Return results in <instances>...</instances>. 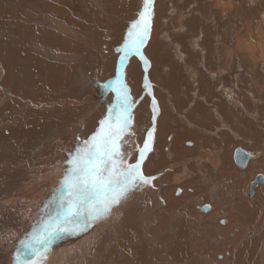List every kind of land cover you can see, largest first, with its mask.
I'll return each mask as SVG.
<instances>
[{
	"label": "bare ground",
	"instance_id": "1",
	"mask_svg": "<svg viewBox=\"0 0 264 264\" xmlns=\"http://www.w3.org/2000/svg\"><path fill=\"white\" fill-rule=\"evenodd\" d=\"M20 1L22 2L23 0ZM31 1L32 0H28L27 3ZM34 1L37 4H43L41 12H39L40 10L36 12L30 5L32 3H30L29 5L31 6V9H28L29 12L24 18L22 17V20L17 15L10 16L15 20L14 24H16V29H14L16 30L14 31L15 37L16 39L21 36L24 37V49L27 48L28 44L35 45L38 49L42 50L43 53L52 52L57 56L61 55L70 59V61L66 62L65 65H59L58 62H55L53 64L46 63V66L44 67V73L48 76L47 79L49 80L48 84L51 87L50 89L58 90V88L64 87V91H68L71 86L70 79L73 76L74 70H79V65L83 68L87 66L88 55L86 50L88 49L87 47L91 46L90 44L93 37L101 34H103V36L109 35L106 32L101 31L106 23L105 21L109 19L113 21L110 27L113 28L120 37L122 33L127 35L128 31L131 29V25L133 24L124 23L123 20L127 19L129 16L136 17V14L138 15L137 12H140L137 9L138 5L136 8L128 6V3L131 0H129L128 3H124V0ZM156 3L158 4V7L155 9L156 12L153 20L154 24L152 36L147 45L146 53L152 60V66L148 75L152 82L158 84L155 99L156 101L158 100L157 104L161 114L157 120L155 146L157 152L155 155L150 156L147 164L143 167L146 174L144 176L152 179L151 182L145 184V186L140 184L139 189H143L138 191V193L129 201L127 206H121V214L123 217L121 229L120 231L119 229L117 230V235L112 234L108 237L107 244L103 245V250L100 252L99 259L95 264H238L240 257H237V253H240V251L248 245L247 242L243 241V236L246 234L244 229H248L249 227L248 224L243 226L244 223L242 224V221L240 222L239 218L242 219L240 217L241 215L235 216V214L232 215V212L237 211V207H240L239 209H241V206L253 209V219H250L248 222L250 223L253 221V227L260 221L261 218L262 220L264 219V185L252 190L255 194L254 198L250 200L245 198V201L242 203L239 201L243 198H241L238 190L239 181L240 179H249L250 181V177L254 179L256 174H261L264 180V161L258 160L252 163L253 156H251L252 154H250V152H247L250 150L247 142L245 145L240 144L241 142L244 143V140L239 143H235L236 145L239 144L242 146L236 149H241L250 155L249 161L245 166L246 168L248 167L247 170L244 169L245 171L240 174L237 171L239 169L234 164L233 159L231 162V154L235 149L233 152L231 149L227 150L223 154L220 153L222 149H217L218 147H215V151L206 150H211L209 149L211 145L204 140V133L206 129L210 128L211 130V127L206 126L208 128L205 127V129L204 126L206 124H198L193 119L194 113L197 112L198 108L193 94V81L201 80L203 83V80H207V77L203 75L204 73L198 71V68L201 66H199V64V67H197V61L194 59L195 56L193 57L190 53V50L192 49H188V43H191V46L195 47L197 43H199L198 45L200 46V43L202 42V46L206 51H214L216 53L220 52L222 64L227 72L222 76L226 75V81L229 80L230 77H234V75L236 76L238 74H236V72H239L242 60L247 61L250 66L247 69L250 71L253 70L252 72L254 74L261 66H264V0H169L167 3L165 2L166 4H164L162 0H157ZM14 5L16 9V6H19L20 2L16 1ZM19 13L20 12L17 11V14ZM197 19L201 23L205 22V24L201 29H197V34L195 33L194 37H191L194 34H192L194 27L192 25L197 21ZM160 20H163L165 23L171 24V26L173 25L176 29H178V33L176 32L177 30L174 31L178 34V37H176L175 40L168 38L171 31L169 28H165L164 25L161 24ZM20 21L22 23H20ZM48 23L51 25V29L48 28L50 30L46 28V24ZM224 25L226 26L225 29H223ZM254 27H256V31L254 30ZM165 44H167L166 47L172 44H178L179 49L177 47L178 50L173 53L164 52L161 54V57H159L157 55V49L161 48ZM192 53L194 54V52ZM26 54L32 60V67L36 71H39L40 62L39 59L35 57L36 55L34 56L30 53ZM211 54L212 56L214 55L212 52ZM85 55H87V57ZM166 55L174 58L176 62L178 60L179 73L184 82L182 88L180 89L172 86L169 82L171 80V75L167 76V70L171 68L170 66L173 63L165 57ZM200 56H197L198 59ZM241 56L243 57L242 59ZM21 57L23 59L25 58L23 55ZM243 63L245 64V62ZM218 66L217 68H219ZM140 70V66L136 62H133L128 70L129 83L135 88H140L142 78ZM28 71H30V69ZM28 71L26 73H28ZM1 75L2 73L0 71V77ZM257 79L253 78V92H251V95L253 96V104L256 108H258L257 105L260 100L258 94L263 91L262 89L257 88V84L259 82ZM232 80L236 82L239 78H237V80ZM161 90H163V94L160 93ZM69 94L70 93L65 94V97L69 96ZM219 94L221 97L225 94L237 103L238 98L236 97L237 99H235L233 93L228 88H225V90L222 91L219 90ZM65 97L61 100L56 99V101L48 102V108L54 107V103H56L59 111L61 109L59 107L60 105L65 113H67L69 108L68 103L65 102ZM197 98L198 97H196V99ZM40 99L43 100L42 97ZM37 101H30L29 106L36 104V106L42 107L43 105L40 104L42 102L39 103ZM243 102H245V100ZM155 104L156 102L153 101L151 104L152 108H155ZM142 107L144 112L140 117V121H142V119H147L149 116L147 109L148 100L142 102L141 108ZM241 107L243 108V106ZM44 108H46V106ZM199 111L201 112L202 117L205 118L206 114L201 110ZM226 115H228V113ZM259 115L261 116V114ZM49 116L51 117V115ZM23 120H25L24 117L20 119L19 117H14L12 119L9 118V120H0V139L5 145L9 146V148H12L10 139L14 141L15 147L21 145V143L25 141L24 138L19 139L16 136L18 138V142H16L17 140L15 141L13 138V136L17 135L21 128L23 129ZM34 124L35 123H33V125ZM225 124L222 125L225 126ZM7 133H9L8 137L10 139L4 136V134ZM66 133L68 132L66 131ZM81 134L82 133H80L79 136ZM73 150L74 144L69 146L67 145L66 148H56V153L53 156L50 155V158H58L60 160L63 155H71ZM197 151L200 153L198 152L199 154H196L197 156L193 161L191 157ZM15 154L16 152H14L12 148L9 154L3 156L5 157L9 155V157H13ZM0 157H2V155ZM189 159L194 163L190 164ZM223 162L225 165L222 164ZM1 164L4 165L3 163ZM2 168L3 166L0 167V169ZM206 168L212 173L220 175L222 179H225V182H227V185L225 184L226 187L224 186L225 190L221 193L226 197L224 200V206H213L210 204L211 195L206 189V181L204 183L205 185H202L204 186V189H197V191L196 187L193 185V181L190 179V176L194 171L196 172L194 173L197 174V180L207 177ZM213 169L215 171H213ZM13 172H15V170ZM54 177L57 178L58 175L57 177L56 175ZM59 178L61 179V176ZM6 181L8 182V180ZM49 181L50 180H48V184H46L51 186V183L54 181ZM6 183L4 182L3 184ZM26 184L28 185V183ZM61 186L63 187V183L62 185L61 183L56 185V187ZM3 188L4 187L0 181V198L3 195ZM244 189H247L246 183H244ZM62 190L58 188L52 189V191L48 192V194H43L44 196L42 197V201L48 206V209L46 210L29 207L31 202L28 201V199L32 196H37L29 193V190H26L19 195L14 194L10 198L8 195L3 196L0 199V220L2 218V224H4V220H7L9 221V224L11 222L15 226L18 216H20V211H22L23 217L26 219H31L35 216H38V218L41 219L40 222L38 221L32 225L34 230H43L46 226L54 227L61 219L58 218L55 220L53 215L63 208L66 209L67 202L70 199V196H66L68 199H65V197L62 196V199L58 200V196L60 195L58 193L62 192ZM136 192L137 190L134 191V194ZM202 193H205L208 200L203 196V201L197 206L193 201L194 195L201 196ZM21 194H24L22 197L25 198L26 201L20 200L18 203L15 199L20 197ZM12 209L15 211L11 215L10 212ZM194 209L197 210L198 216L195 215L197 217H194ZM205 209L210 212L208 214L200 213H204ZM37 211L40 213L38 214ZM33 212H35V214H33ZM105 218H107V214L98 220H103ZM98 220L96 222H99ZM221 220L226 224L225 228L220 227ZM109 224L113 226L116 225L115 220L112 217H110ZM118 226L119 225H117V227ZM197 230H199L198 235L196 234ZM70 232L72 235L71 239L65 244H62V237H60L59 246L53 249L54 255L45 257V260H47L43 264H65L72 261L75 262V264H80L82 260L81 251H85V247L87 245L86 237L90 234L86 231L82 232V245H74L72 247L73 251L69 254H65L64 251L68 245L74 241V238H78L77 232ZM10 234L12 235L13 233ZM10 237L5 236L2 238V241H0V263L2 264H12L16 261L15 257L17 256V253H21V249L16 248L20 241V236H17L12 244L9 243L11 251H6L7 241ZM209 242L218 246L210 247ZM242 243H246V245H243V248H239V244ZM37 247H41L40 244L37 245ZM42 249L44 250V247H42ZM261 249L262 250L257 256L258 264H264V240L261 243ZM31 254H33L31 250L29 252L25 251V255L22 259ZM218 255L221 256L220 260L216 259Z\"/></svg>",
	"mask_w": 264,
	"mask_h": 264
},
{
	"label": "rangeland",
	"instance_id": "2",
	"mask_svg": "<svg viewBox=\"0 0 264 264\" xmlns=\"http://www.w3.org/2000/svg\"><path fill=\"white\" fill-rule=\"evenodd\" d=\"M16 1L20 2V5L16 6L17 10L15 9V5H14ZM27 1L28 0H23L22 2L20 0H5V1L0 0V60L2 61V62L0 61V71L2 73L0 77V104H1L0 105V120H6V119L9 120V118L12 119L14 117H19V119L24 117L25 119L23 120L24 122L23 129L21 128L19 132L17 133V135L13 136L15 141L17 140L16 142H18V138L19 139L24 138L25 141H23L21 145L15 147L14 141L8 137L9 133L4 134V136H6L7 138L11 140V147L13 148L14 152H16V154L13 157L10 156L11 157L10 158L9 155L5 157L3 156L6 154H9L12 148H9V146L5 145L3 141L0 139L1 140L0 141V156L2 155V157H0V167L3 166L2 169L4 170L3 171L2 169H0V178H1L0 181L4 187L3 192H2L3 195L1 196V198L5 195H8L10 198L14 194L19 195L20 193H23L24 191L29 190L30 191L29 193L33 195H37L35 197L32 196L31 198L28 199V201L31 202V205L29 207L34 208V209L39 208L43 210L48 209V206L45 202L42 201V197L46 193L48 194V192H51L52 189L58 188L62 190L63 188L62 192L58 193L60 195L59 196L57 195L58 200L62 199V196L65 197V199H68V197L66 198V196H69V190L64 185L63 179L64 177H67L69 172L71 171V167H72L71 161L74 155L76 154L78 150L84 147L86 141H90L94 135L100 132L102 121H107L109 119V116L115 117L117 113V109L115 107V105L117 104V94L114 91V88L118 87V85L116 84L117 80L122 81L123 86L128 89L129 105H130V110H129L130 121L128 123L125 133L123 134L122 138L117 141V144L119 145L120 152L123 154L124 166L126 167L128 164L135 163L139 159L140 152L144 150L145 143L149 142L148 141L149 133L152 134V139L149 142L150 150L145 153V159L143 160L142 165H141L142 174L146 175L143 167H145V165L147 164L150 156L155 155L157 152V149L155 148L156 135H157V120L161 114L159 106L157 104L158 100L156 101L155 99L156 98L155 94H156L158 84L155 82H152L148 75L150 72L151 66H152V60L149 57V55L146 53L147 45L150 42V39L152 36L153 24H154L153 20H154V16L156 12L155 9H157L158 7L157 6L158 4L156 3L157 0H152L151 21H150L151 26H150L149 36L144 42V44L142 45L140 52L133 53L130 56H128L126 59L121 61V56L123 55V53L120 51V49L123 47L124 42L127 39V35L126 34L124 35V33H122L121 36L119 37L118 34L114 31V29L110 27L113 21L110 19L105 21L106 23L104 24L103 29H101V31L106 32L109 35L103 36V34H101V35H95L93 37L91 44H90L91 46L87 47L88 49L86 50L88 57L87 55H85L88 58V64L85 68L79 65L80 69L74 70L73 76L70 79L71 86L69 87L68 91H64V87L63 88L61 87L62 89L58 88V90L50 89L51 87L48 84L49 80L47 79L48 76L46 75V73H44V67L46 66V63L53 64L55 62H58L59 65H65L66 62L70 61V59L67 57H63L61 55L57 56L56 54L52 52L43 53V51L38 49L35 45L28 44L25 50L24 49L25 39H23L24 37L23 36L18 37V35H17L18 37L17 39L15 37L14 31L16 30L14 29H16V24H14L15 20L11 18L10 16L17 15L22 20L26 16V14L29 12L28 9L29 10L31 9V6L34 8L36 12H38L39 10H40L39 12H41L43 9V4H37L35 3L34 0H32L29 3H27ZM128 1L129 0H124V3H128ZM168 1L169 0H162L164 4H166ZM137 5H138V8H137L138 11L140 12L143 11L144 0H131L128 3V6H130L131 8L133 7L136 8ZM17 11L20 12L21 14L20 13L17 14ZM140 12H137L138 15ZM138 15L136 14V17L129 16L127 19H124L123 22L128 23V24L135 23L139 19ZM197 21L196 22L198 24L195 22L192 25L194 26L192 34L193 33L194 34L191 37H194L195 33L197 34V29H201L205 24V22L201 23L198 19ZM160 22L162 25H164L165 28L170 29L171 33L168 38L175 40L176 37H178V34H177L178 29H176L173 25L172 27L171 24L165 23L163 20H160ZM20 23L22 22L20 21ZM46 25H47L46 26L47 29L48 28L51 29V25L49 23ZM225 28L226 26L224 25L223 29ZM254 30L256 31V27H254ZM174 31H176L177 33ZM198 44L199 43H197L194 47V46H191V43H188V46H189L188 49L189 50L192 49L190 50V53L192 54L193 57L195 56L194 59L195 61H197L196 62L197 67L201 66L198 68L199 69L198 71H200L201 73H204L203 75L207 77V80H203V83L201 82V80L193 81V88H194L193 94H194V98L198 105L197 112L194 113L193 119L198 124L200 123H202L203 125L206 124L204 128L208 126V127H211V130L213 131L212 132L210 128L206 129L208 127L205 128L206 130L204 133L205 134L204 137L206 139L204 138V140L207 143H209V145H211L209 148L211 150H208V149L206 150L215 151L216 150L215 147H218L217 149H222V151L220 152L221 154H223L224 152L230 149L233 152L234 149L236 150V148L242 147L241 145L239 144L236 145L235 143H239L244 140V143L241 142L240 144L245 145V143L247 142L248 148L250 149L247 152L248 153L250 152V154H252L251 156H253L252 163L258 160L264 161V133H263L264 129H261V128H264V109H263L264 107V97H263L264 96V87H263L264 79H262L264 78L263 76L264 66H261L260 67L261 70L259 68L253 74L252 72L253 70L250 71L249 69H247L250 67L247 61L242 60L241 66L239 68V72H236V74L238 73L239 75L238 74L236 76L234 75V77L232 76L230 77L229 80L226 81L225 79L226 75L222 76L226 74L227 72L225 71V67L222 64V61L220 58V52L216 53L214 51H206L202 46L203 44L202 42L200 43L201 44L200 46ZM166 45L167 44L157 49V55L159 57H161V54L164 52L173 53L179 49L178 44H172V45H169L168 47H166ZM191 51L194 52V54ZM211 52L214 53L215 56L214 55L212 56ZM26 53L33 54L34 56L36 55L35 57L39 59V62L41 64V65L39 64L40 72L36 71L32 67V64H31L32 60L27 56ZM22 55L25 57L24 59L21 57ZM198 55L199 56L201 55L199 59L197 57ZM165 57L170 62L173 63V64L171 63L172 64L170 66L171 68L167 70V74H168L167 76L171 75V80L169 82L171 83L172 86L176 88H179V89L182 88V85L184 84V82H183L182 76L179 73L178 60L176 59L177 60L176 62L174 58L168 55H166ZM196 57H197V60H196ZM242 58L243 57L241 56V59ZM145 61H147V64H145ZM133 62H136L140 66V69H141L140 71H141L142 78H141L140 88L133 87L129 83V80H128V77H129L128 70L130 68V65ZM243 62H245V64ZM2 64L4 65V67ZM217 66L219 68H217ZM243 66L246 68H244ZM29 69L30 71H28ZM245 70H246V73H245ZM27 71L28 73H26ZM252 76L253 78H256V79L258 78L257 80L259 82L257 84V88L258 89L260 88L263 90L262 93L258 94L259 95L258 97L261 100V101L259 100V104L257 105L258 108L254 106L253 96L251 95V92H253ZM237 78H239V80H237ZM232 79H236L237 81L234 82ZM243 87H245L246 89ZM225 88H228L233 93V96L235 97V99L238 98L237 103L233 101L232 99H230L229 97H227L225 94H223V97L220 96L219 90L222 91V90H225ZM195 89L198 91H196ZM234 90H236L237 92ZM67 93H70V94L69 96L65 97V94ZM160 93L163 94V90H161ZM41 97L43 98V100L40 99ZM64 97H65V102L68 103V108H69L67 113H65V111L62 109L60 105L59 107L61 109L59 111V109H57L58 105L56 103H54V107H50L51 109L48 108V104H47L48 102L56 101V99L61 100ZM196 97L198 98L196 99ZM214 99L216 100V102ZM145 100H148L147 109L149 112V116L147 119H142V121H140L141 119L140 117L143 115V112H144L143 107L141 108V104ZM244 100L245 102H243ZM30 101H37L39 103L42 102L40 104H42L43 106L42 105H41L42 107L36 106V104L29 106ZM153 101L156 102L155 108H152L151 106ZM45 106L46 108H44ZM241 106H243V108ZM212 107H215V108H212ZM199 110L203 111L206 114L205 118L202 117L201 112ZM214 111L215 112L217 111V112L215 113ZM227 113L228 115H226ZM259 114H261V116ZM49 115H51V117ZM232 117L235 119H233ZM62 118H64L65 120ZM33 123L35 124L33 125ZM222 124H225V126ZM66 131L68 133H66ZM80 133L82 134L79 136ZM71 144H74V150L71 155L69 154L63 155L62 159L60 160L58 158L57 159L54 158L55 159L54 160L51 157L52 158L51 160L50 155L53 156L56 153V148H66L67 145L69 146ZM5 151H6V154H5ZM198 152L199 151H197L191 157L193 161L195 157L197 156L196 154L200 153ZM16 155L18 158L16 157ZM231 155H232V158H231V162H232L233 153ZM189 161H190V164L194 163L190 159ZM1 163H3L4 165H2ZM222 164H224V162ZM237 168L239 170L237 169L235 170H237L240 174H242L245 170H247L248 167L247 168L237 167ZM14 170L15 172H13ZM213 171L215 170L213 169ZM194 172L190 176V179L193 181V185L196 187V190L204 189L203 188L204 186L202 185H205L204 183L206 181L207 182L206 189L211 195L210 204L213 206H216V205L224 206L225 205L224 200L226 199V197L224 194H221V193L225 190V187L227 185V182H225L226 180L222 179L220 175L212 173L208 169L206 170L207 177H205L204 179L200 178L197 180L196 178L197 174H195L196 172L195 173ZM55 175L56 177L58 175V177L55 178L54 177ZM258 175L261 176V174H256L254 176V179ZM60 176H61V179L59 178ZM58 179H60L61 182ZM254 179L252 177H250V181L249 179H245L246 181L244 179H240L238 190H239L241 198L243 197L242 199L239 200L242 203L245 201L244 200L245 198L247 200L254 198L255 194H254V191L252 192V190H255L259 186L264 185V181H263L262 184H258L257 187L251 190L250 186ZM6 180H8V182ZM48 180L54 181L53 183H51L52 184L51 186L47 185ZM4 182L5 183L7 182V183L3 184ZM24 183L25 184L28 183V185L27 184L25 185ZM60 183L61 185L63 183V187L62 186L56 187V185H59ZM244 183L247 184V189H244ZM141 185L145 186V184H141ZM40 186H43V187H40ZM139 188L140 187L138 185L137 187L128 191L126 196L123 197L119 201L118 204L113 205L111 211L107 214V218L103 220H98L99 222H96L97 220H90L88 219L86 215H82L76 218L73 224L66 225L64 223V217H65L64 214L66 213L67 208L66 209L63 208L57 213H55L53 215L55 220H57L58 218L61 219L60 222L54 226V227H58L59 230L54 232V234L49 238L48 242L45 241L44 243H42V245L40 244L41 247L39 248L40 250H42L41 255L31 254L22 259V257L25 255V251H28V252L30 251V249H26L24 247V241L30 240L33 234L43 235V230H40V229L34 230V228L32 227V225H34L36 222L41 221V219H39L38 216H35L31 219H26L23 217V212L20 211V216H18L17 223L15 226L11 222L9 224V221L7 220H4V224H2V218H1L0 220L1 221L0 222L1 224L0 225V241H2V238H4L5 236L10 237L11 235L10 233H13L11 237L8 239L7 247H6V251H11L9 243L12 244V242L15 241V238H17V236H20V241L18 245L16 246V248L21 249V253H17V256L15 257L16 261L13 262L12 264H25L26 261L29 262V264H43L47 260V259L45 260V257L54 255L53 249L59 246L60 237H62V244H65L72 237L70 231L77 232L78 238L77 239L74 238V241H72L64 251L65 254H69L73 251L72 247L74 245H77V244L82 245V242H83L82 232L86 231V232H89L90 235L86 237L87 245L85 247V251H81L82 260L80 264H95L96 261L99 259L100 252L103 250L102 249L103 245L107 244L108 237L111 236L112 234L117 235L118 234L116 233L117 230L119 229L120 231L121 229V226L123 224L121 206L122 205L127 206L129 201L138 193V191L143 189V188L142 189H139ZM135 190H137V192L134 194ZM22 195L24 194H21L20 197L15 199V201H17L18 203L20 202V200L26 201V199L23 198ZM203 196L206 197L207 199V196L205 195V193H202L201 196L194 195L193 201L195 202L197 206L203 201ZM237 204L239 205L238 202ZM239 208L237 207V211L232 212V215L234 214L235 216L241 215L240 217L242 219L239 218L240 222L242 221V224L244 223L243 226L248 224L249 228L244 229L246 234L243 236V241L247 242L248 245H246V243L239 244V248H243V245H246V247L244 246L245 248H243L240 251V253L239 252L237 253V257H240L238 264H258L257 256L259 252L262 250L261 243L264 240V222H263L264 219L262 220L261 218L260 221L253 227V221L248 223L250 219L251 220L253 219V214H254L253 209H249L246 206H241V209ZM229 210H230V206H229ZM14 211L15 210L12 209L10 214L12 215ZM37 212L38 214L40 213L39 211ZM209 212L210 211L208 210V211H204V213L203 212H200V213L208 214ZM33 214H35V212H33ZM195 215L198 216V213H197V210L194 209V217H197ZM110 217H112L115 220L116 225L113 226L109 224ZM259 223L261 226L259 225ZM220 224H221L220 225L221 228L226 227V224L223 223L222 220ZM76 225H79V227L77 228ZM117 225L119 226L117 227ZM65 228H67L68 230L65 231L64 230ZM196 232H197L196 234L198 235L199 230H197ZM209 244H210L209 245L210 247L218 246V245L212 244L211 242H209ZM42 247H44V249H47V251L43 252L44 250L42 249ZM219 256L220 255L216 257L217 260L221 259V256L220 257ZM71 263L75 264V262L73 261L67 262L65 264H71Z\"/></svg>",
	"mask_w": 264,
	"mask_h": 264
},
{
	"label": "snow or ice",
	"instance_id": "3",
	"mask_svg": "<svg viewBox=\"0 0 264 264\" xmlns=\"http://www.w3.org/2000/svg\"><path fill=\"white\" fill-rule=\"evenodd\" d=\"M151 4L152 0H144L143 11L139 13V19L131 25L127 40L120 49L123 53L121 61L133 53H139L148 38ZM116 84L118 87L114 88L117 94L115 117L109 116L107 121H102L100 132L90 141H86L84 147L76 152L71 161V171L64 178V185L68 188L70 196L64 217L66 225L73 224L76 218L82 215H86L90 220L102 218L111 211L113 205L118 204L126 196L128 191L140 184L151 182L152 178L145 177L141 171L145 153L150 150L151 133L148 137L149 142L145 143L144 150L140 152L139 159L124 166V157L117 141L122 138L130 121V105L128 89L120 80H117ZM57 230L58 227L46 226L43 235L33 234L30 240L24 241V247L30 249L34 255H41L37 245L48 241ZM25 264L29 262L26 261Z\"/></svg>",
	"mask_w": 264,
	"mask_h": 264
},
{
	"label": "water",
	"instance_id": "4",
	"mask_svg": "<svg viewBox=\"0 0 264 264\" xmlns=\"http://www.w3.org/2000/svg\"><path fill=\"white\" fill-rule=\"evenodd\" d=\"M250 158V155L247 154L246 152L242 151L241 149H236L233 152V162L234 164L239 167V168H243L246 166L248 160ZM263 177L258 175L255 177L254 181L251 183V190L254 189L255 187H257L258 184H262L263 183ZM250 196V194H249ZM207 209H205L204 211H206Z\"/></svg>",
	"mask_w": 264,
	"mask_h": 264
}]
</instances>
